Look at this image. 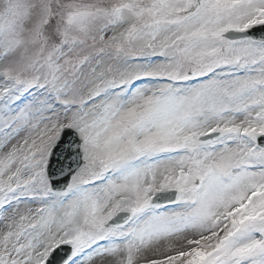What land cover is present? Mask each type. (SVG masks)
Wrapping results in <instances>:
<instances>
[{
  "label": "snow or ice",
  "instance_id": "obj_1",
  "mask_svg": "<svg viewBox=\"0 0 264 264\" xmlns=\"http://www.w3.org/2000/svg\"><path fill=\"white\" fill-rule=\"evenodd\" d=\"M0 264H264V0H0Z\"/></svg>",
  "mask_w": 264,
  "mask_h": 264
}]
</instances>
